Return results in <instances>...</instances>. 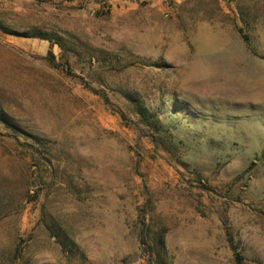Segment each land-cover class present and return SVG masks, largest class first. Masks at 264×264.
I'll list each match as a JSON object with an SVG mask.
<instances>
[{
	"label": "rangeland",
	"instance_id": "374dc122",
	"mask_svg": "<svg viewBox=\"0 0 264 264\" xmlns=\"http://www.w3.org/2000/svg\"><path fill=\"white\" fill-rule=\"evenodd\" d=\"M155 257L264 264V0H0V264Z\"/></svg>",
	"mask_w": 264,
	"mask_h": 264
},
{
	"label": "trees",
	"instance_id": "16d2710c",
	"mask_svg": "<svg viewBox=\"0 0 264 264\" xmlns=\"http://www.w3.org/2000/svg\"><path fill=\"white\" fill-rule=\"evenodd\" d=\"M141 114V113H140ZM161 245L163 244L162 241L159 242ZM151 264H166L164 261V258H160V257H155Z\"/></svg>",
	"mask_w": 264,
	"mask_h": 264
}]
</instances>
